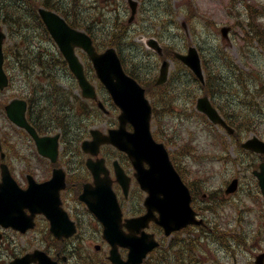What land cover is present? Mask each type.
<instances>
[{
    "label": "rangeland",
    "instance_id": "374dc122",
    "mask_svg": "<svg viewBox=\"0 0 264 264\" xmlns=\"http://www.w3.org/2000/svg\"><path fill=\"white\" fill-rule=\"evenodd\" d=\"M82 1L87 7L97 3V0ZM100 5L103 13L95 22L97 29L100 26L113 25L118 18L125 21L131 13L128 0H102ZM248 7L256 8L260 12L259 20L264 21V0H141L136 23L131 26L134 39L129 42L130 57L134 62H141L142 76L151 68L157 76L161 64L159 56L152 49L147 47L150 51L147 53L138 45L143 43L147 46L148 38L155 36L152 31L160 32V35L155 37L162 44H173L178 51H186L190 45H195L209 60L217 56L219 50L228 53L241 70V77L244 76L245 80H237L240 78L236 75L237 71L235 73L232 69L228 70L224 67L226 72L223 75L227 81L220 89H225L229 93V102L236 106L239 112L245 114L249 126L245 125L244 129L247 130L249 127V130L245 131L243 138L264 134V50L257 40L246 35V29L242 25L248 22ZM167 8L172 11L168 26L159 28L154 26L151 19L147 20L163 14ZM187 14L190 15L188 19L185 17ZM224 25L231 27L229 39L222 36L221 27ZM78 53L86 63L82 53L80 51ZM153 63L155 67L152 66ZM90 75L98 86V80L93 76L92 71ZM171 77V84L167 87V89L173 87L171 96L162 99V95L155 94L157 118H153L152 131L165 143L173 160L186 176L187 182L198 191V199L201 201L202 195L206 194L205 200L202 203L198 202L202 208L201 216L216 222L222 231L221 235H234L235 239H240V244H233L234 249H228L211 236L205 238L198 248L204 256L198 252L196 258L200 264H234L235 262L254 264L256 254L264 249V209L259 203L256 193L257 183L252 173L254 167L257 168L261 161L260 157L256 154L242 153L235 138L230 137L224 130L218 131L215 126H210L208 120L197 115L196 104L192 106L186 98L183 100L179 97L181 82L189 81L191 75L173 60L170 68ZM177 80H180L178 89L175 86ZM230 81L235 83L232 88L228 86ZM11 94L13 90L3 93L1 97L7 101L11 98ZM171 97L174 99L173 102L166 105ZM150 100L152 101L151 97ZM219 100L223 101L222 97ZM107 120L112 121L113 118ZM190 123L192 124L188 125ZM9 127L11 124L6 121L0 110L2 133L14 143L16 150L21 151L23 158L26 156L29 160L41 164L42 159L35 152L33 145L27 139L23 141L13 129H9V132L7 130ZM16 150H12L11 161L19 174L26 163H21ZM75 157V159L83 158L79 152ZM128 171L132 173L133 170L128 168ZM233 177L240 179L238 193L230 197L229 201L219 199L216 203L213 202L219 196L210 198L212 193L224 189L226 183ZM130 192L132 198L139 196V188L135 183H132ZM216 194L219 195L220 192L217 191ZM208 207L211 211L207 210ZM151 230L157 233L163 245L170 244L172 239H175V235L179 239L188 236L187 232L182 231L165 236L154 228ZM28 237H24V246L29 243L26 240ZM99 242L101 237L88 238L87 249L93 252L94 245ZM108 254L109 246L105 244L101 252L97 253L98 260L95 264H111L107 259Z\"/></svg>",
    "mask_w": 264,
    "mask_h": 264
},
{
    "label": "water",
    "instance_id": "95a60500",
    "mask_svg": "<svg viewBox=\"0 0 264 264\" xmlns=\"http://www.w3.org/2000/svg\"><path fill=\"white\" fill-rule=\"evenodd\" d=\"M133 8V16L136 11V2L130 0ZM41 15L47 24L50 32L57 41L65 57L69 61L71 69L78 76L84 93L87 96L95 97L93 86L86 79L83 65L75 52V47H83L91 56L98 75L111 92L116 103L122 108L120 115V127L110 131V135H102L99 131H93L94 140L85 141L83 148L97 154L102 142H111L122 150L128 152L136 168V176L145 190L149 192L145 204L148 212L135 220L139 227L148 225L149 220H156L164 225L166 232L170 233L174 229L184 227L190 223H202V219L196 218V212L190 205L191 194L188 187L181 180L180 175L174 168L170 160L169 153L163 143L156 141L150 130V119L152 107L149 100L145 97V89L132 77L125 74L120 58L114 48H108L102 53H98L92 43L91 37L84 31L72 28L57 13L40 9ZM132 16V17H133ZM226 33L227 28H223ZM4 34L0 30V86L7 83V77L3 71V52L2 40ZM149 44L155 47L160 53L162 49L155 39H150ZM177 57L185 61L196 74L203 79L200 65V57L195 47L189 49L188 54H176ZM168 62L165 61L161 67L158 82H164L168 75ZM198 108L208 114L215 123H221L228 130L225 121L218 114L216 109L211 105L207 96L199 98ZM10 116L19 124L27 126L24 117V102L15 100L8 106ZM128 122L134 126V131L126 129ZM246 148L264 152V141L257 137L249 139L243 144ZM103 158L98 161L89 160L88 164L95 172V186L87 185L82 197L91 199V193H96L98 202H90L91 208L105 224V236L113 244L111 258L116 264H126L117 254V243L131 247L129 260L127 263L139 264L146 253L157 245L153 234H145L144 237L138 238L132 234L125 233L121 228V210L118 204L117 195L112 188V180L109 175L100 176L103 168L101 163ZM145 163L149 167L145 166ZM261 171L255 172L260 180V185L264 193V163L261 164ZM118 180L127 191L130 178L124 170L119 167L117 173ZM8 185H13V180H7ZM238 180L235 179L227 188V192H233L237 189ZM44 185L32 186L26 191L17 193L1 191L0 186V223L12 225L23 231L28 227V216L22 208L19 214L11 210L12 201L15 196L23 198V207L28 206L35 208L38 204L35 201L41 197L37 190H43ZM41 196H43L41 194ZM40 206V205H39ZM155 211L160 213L157 218ZM134 243V244H133ZM133 244V245H132ZM37 256L29 257L36 260ZM256 263L264 264V253L256 258Z\"/></svg>",
    "mask_w": 264,
    "mask_h": 264
},
{
    "label": "flooded vegetation",
    "instance_id": "af4514ba",
    "mask_svg": "<svg viewBox=\"0 0 264 264\" xmlns=\"http://www.w3.org/2000/svg\"><path fill=\"white\" fill-rule=\"evenodd\" d=\"M9 24L5 21V29L9 32ZM70 80H58L57 84L69 82ZM42 96H39L35 105L31 108L29 119L36 127L39 133L52 135L55 132L43 133L42 131H51V122L45 115L40 112L43 107L41 102ZM58 132H60L58 130ZM2 143L5 150V157L0 159V181L3 180V167L5 163L11 174L21 187H27L28 175H32L38 181H45L52 177L56 168H62L63 172H59L60 178L65 176V187L60 190V199L63 212H59L55 204L53 210L55 215L48 218L44 214H37L35 217V227L32 232V239L36 242L37 247L43 248L50 254L57 264H86L87 263V239L90 237H101L103 225L102 223L89 211L85 202L80 199V194L83 190L84 184L93 183V175L88 169L86 162L82 159L63 158L59 153L57 161L53 162L48 158L42 159L41 164L33 162L28 157L23 158V154L18 149V156L23 164L22 171L18 174L13 167L11 161L12 148L7 144V136H2ZM62 138V135H61ZM61 141V140H60ZM107 166L110 168L111 175L114 174V169L111 164L106 161ZM115 176V175H114ZM113 185L120 189L117 181ZM130 216H135L144 211L136 209L135 202L130 196L123 195L121 200ZM55 218L57 228L71 229V222L73 223L75 233L70 236H61L59 238L52 234L51 222ZM51 228V229H50ZM23 234L12 228H0V264H11L13 258L22 257L26 252L31 251L32 248L24 250L22 246ZM60 236V235H59ZM34 249V248H33ZM91 252L89 251V255ZM30 264H38L32 262Z\"/></svg>",
    "mask_w": 264,
    "mask_h": 264
},
{
    "label": "trees",
    "instance_id": "16d2710c",
    "mask_svg": "<svg viewBox=\"0 0 264 264\" xmlns=\"http://www.w3.org/2000/svg\"><path fill=\"white\" fill-rule=\"evenodd\" d=\"M58 3L55 4V8L58 10H61L63 12V14L66 16V18L68 19V21L76 27H80V28H84L86 29L89 33L93 34L95 39H96V43L97 46L101 47V46H105L107 45H115L117 46V48L119 49V53L121 55L122 61L124 63L125 68L133 75L135 76L137 79L140 80V82H142L146 88H147V92L148 94L152 95L154 97V92H152L153 87H155V74L152 73V77L148 80L143 79L141 77V75H139L136 70L132 69V65L129 62L128 59V54L127 51L125 49V38L128 36L127 34V26L126 25H122V24H118L117 26L111 28V30L108 32V35L106 38H102V37H98V33L95 29V27H93L92 23H89L86 19L82 18L81 15V5H80V0H71L70 1V7L68 8H62V7H58L57 6ZM253 10L251 11L250 15L252 14V18L253 20L256 21V16L253 15ZM19 15V14H17ZM16 15V16H17ZM169 16L170 13L168 14V12H166V14H162V19L167 22L169 21ZM159 17H161V15H159ZM154 20V19H153ZM157 20V18H156ZM155 21V25L157 26V23L160 20H157V22ZM153 21V22H154ZM161 23V22H160ZM46 30L40 28L39 34L42 35L45 39H47L48 37L44 35V32ZM261 39L264 40V29L261 30ZM27 37V35L25 34L24 36L20 37V43H18L17 45H15L16 47H13L11 49L12 51V55L10 56L13 60V62H19L23 65V61H25L22 58V55L20 53V48L19 45L21 44V41L25 40ZM167 47V51L169 52V48H172V46L170 45H166ZM219 58L220 59H225L226 62L228 61V55L224 54L223 52L219 54ZM52 62L53 63H57V62H61L66 64V61L63 59V57L61 55H56V54H51V55H43L41 52H32L30 54V59H26L27 61H32V62H38L39 64H42V73H48L47 76L49 75V72L52 71V68L49 67L47 64L48 62ZM217 64V63H216ZM222 64V63H221ZM221 64L217 67H214L215 63H211L210 61L207 60H203V66H204V70L206 73V83L205 85H203L204 90L206 92L210 93V90L212 88L215 87H220L222 84L220 82H217L216 84H211V82H209V77H214V79H222L221 76V70L223 69V67L221 66ZM54 77V76H53ZM152 92V93H151ZM30 94L26 95L27 97H29ZM156 112V111H155ZM222 113L225 115V117L227 118V120H229L230 123L236 125L237 127L239 126V123L241 122L242 124L244 123L242 120V116L241 114H239V116H234L229 114L226 111H222ZM155 117L157 118V113L155 115ZM157 264V261H156Z\"/></svg>",
    "mask_w": 264,
    "mask_h": 264
}]
</instances>
